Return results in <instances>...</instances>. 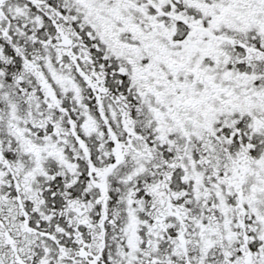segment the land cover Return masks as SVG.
Returning <instances> with one entry per match:
<instances>
[{
  "label": "snow or ice",
  "instance_id": "snow-or-ice-1",
  "mask_svg": "<svg viewBox=\"0 0 264 264\" xmlns=\"http://www.w3.org/2000/svg\"><path fill=\"white\" fill-rule=\"evenodd\" d=\"M0 264H264V0H0Z\"/></svg>",
  "mask_w": 264,
  "mask_h": 264
}]
</instances>
